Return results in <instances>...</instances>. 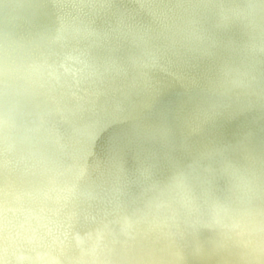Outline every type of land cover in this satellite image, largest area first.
<instances>
[{
	"label": "water",
	"instance_id": "obj_1",
	"mask_svg": "<svg viewBox=\"0 0 264 264\" xmlns=\"http://www.w3.org/2000/svg\"><path fill=\"white\" fill-rule=\"evenodd\" d=\"M79 1L113 33V17L135 19L112 5L127 0ZM156 1L168 8L188 0ZM198 1L201 10L189 6L190 15L178 16L181 21L175 27L168 25L177 20L173 14L158 20L151 7L140 9L160 26L155 42L159 48H194L202 60L215 58L220 49L255 68L264 66V21L252 11L264 9V0ZM67 2L75 8L74 0ZM235 5H241L249 22L233 21ZM75 13L68 16L49 0H0V248L12 242L17 257L26 239L42 241L41 248H26L28 257L40 264H53L60 248L69 257L64 264H125L117 246L134 248L135 264H264V189L240 188L241 180H250L245 169H255V161L232 155L221 167L213 166L225 149L238 152L241 144L255 141L254 135L241 132L243 119L214 111L209 104L227 101L207 87L201 94L180 90L181 78L200 84L190 74L199 66L182 62L177 51L172 59L181 78L168 60L158 59V52L149 54L142 85L127 91L128 104L121 112L108 107L103 99H118L119 93L95 90L84 82L86 77L108 80L89 64L95 48L105 41L93 40L76 26L73 18L85 23L86 16ZM198 32L211 38L209 44L186 39L178 45L171 37ZM224 33L249 36L258 52L225 39ZM136 43L149 46L143 40ZM225 69L246 76L242 67L228 64ZM205 73L214 79L211 69ZM151 79L156 80L153 87ZM165 89H176L181 103L205 107V114H181L170 100H160ZM255 92L264 95V88ZM65 105L95 113L87 119L83 113L68 112ZM257 110L258 117L264 116L263 108ZM239 112L233 111L244 113ZM105 119L114 122L108 126ZM76 125L87 132L71 138ZM252 125L264 130L259 118ZM141 130L153 137L145 138ZM260 177L264 179V173ZM63 181L68 189L59 187ZM203 188H211L217 198L201 194ZM77 195L79 199L71 198L77 208L73 211L70 196ZM19 222L21 231L11 235L7 228L17 231ZM215 229L222 234H213ZM198 232L205 237L195 240ZM259 232L261 237L252 235ZM167 246L174 247L172 255L162 250ZM187 251L192 255L185 257ZM0 264L9 263L0 255Z\"/></svg>",
	"mask_w": 264,
	"mask_h": 264
},
{
	"label": "bare ground",
	"instance_id": "obj_2",
	"mask_svg": "<svg viewBox=\"0 0 264 264\" xmlns=\"http://www.w3.org/2000/svg\"><path fill=\"white\" fill-rule=\"evenodd\" d=\"M50 3L57 5L63 12H65L68 16H75L76 13L83 14L84 18L86 16V22L84 23L83 19L79 20L77 18H73V23L87 30L91 36V38L97 42H100L99 37L104 40L103 44H99L93 55L89 58V64L100 70L101 76H107L108 80H103L98 76V78L86 77L85 83L93 84L96 90V87L99 90H105L108 92H118L119 98H105L103 102H106L108 107L113 108L114 110L121 112L123 108L128 104L127 91L130 89H136L141 83V77L144 73L145 68L150 63V58L147 56L149 54H154L158 52V59L160 60H168L171 67L175 72L179 75V78L182 77L183 73L177 71V64L172 59V55L176 51L180 57V60L183 62L184 60L190 61L189 63H193L199 66L197 69H191L190 74L196 76V79H199L200 84H190L184 78H181L179 84L180 90L184 89L188 92L201 94V88L207 87L209 88L214 96L222 98L227 101V103L223 105H213L209 104V106L216 112H220L228 119H234L236 117H241L245 127L242 129L243 134L254 135L255 141L247 142L241 144V149L238 152H235L231 149H225L223 151V157L215 160L213 162L214 167H221L223 161L228 160L232 155H235L239 159H252L256 163L255 169L251 170V168L245 169V173L249 176V181H240V188H245L250 192H257L264 189V179L260 176L264 173V130H256L252 124H254L257 118L260 121H264V116H259V111L257 107L263 108L264 110V95L255 90L259 88H264V66L258 65L257 68L253 67L251 64L246 61L241 62L237 59H232L226 56L220 49H217L215 52V58L202 60L198 57L197 52L194 48L182 49L179 46L170 49L159 48L155 43L157 40V36L159 35V25L153 24L152 21L144 14L140 13V9L142 7H151L153 10V17L161 20L162 17L171 13L177 20L168 24L170 27L175 25L181 21L178 16L186 15L187 17L190 15L188 11L189 6L194 7L196 10H201L203 3L198 0H188L184 3L173 4L168 8L164 7L156 0H127V1H116L113 2L112 5L116 6L121 11H127L134 14V21H127L124 18L118 16L113 17L112 22L116 26L115 33L112 30L105 26L102 22L92 16L89 8L85 6V4L81 3L79 0H74L76 2L75 8L67 5V1L70 0H49ZM104 2H109V0H101ZM232 11L237 15L236 18H233L235 22H249L248 18L242 13L241 5H235L232 7ZM253 13L257 14V16L264 21V9L254 8ZM216 19H219L216 16ZM140 24L145 26V29H141L139 27ZM93 28V29H92ZM257 34L260 36L263 35V32L260 30H256ZM116 34L117 37L112 38L113 35ZM199 35V36H198ZM173 41L180 45L184 40L190 41H200L203 44H209L211 41L210 37L204 38V36H200L198 32L197 35H185L182 36L180 34H174L171 36ZM223 37L232 42L240 41L245 46L251 48L258 52V47L253 44L251 45L249 36L240 35L237 36L231 33H224ZM139 40H143L149 42V46L145 48L138 46L136 43ZM1 59V58H0ZM231 65L233 67H242L246 73V76L241 77L235 74L228 72L225 67L227 65ZM211 69L212 75H214V79H210L207 77L206 70ZM154 75V74H152ZM151 75V76H152ZM178 78V79H179ZM156 80L151 79V86H155ZM164 95L160 97V100H170V102L177 109L180 110L181 114L184 115H192V114H205V107L195 106L192 101L187 102L185 100L182 103L179 101L178 96L176 94V89H165L162 91ZM191 96V94H188ZM208 101V100H207ZM209 102V101H208ZM210 103V102H209ZM65 108L70 113H78L82 114L78 110V107H73L70 105H65ZM235 110H240L239 113L244 112L242 114L233 113ZM95 113L94 110H90L88 112L83 113V115L89 119L90 115ZM163 116L161 115L160 118ZM142 120V118H140ZM114 120L105 119L103 123L108 126H111ZM87 125H90L88 123ZM21 130L25 131L28 129L27 126H20ZM103 126L100 128L102 129ZM87 129L83 126H74L71 128L70 137L76 138V136L81 135L82 133H86ZM141 133L145 138H152L150 134H146V130H141ZM259 138H263L260 140ZM173 141V140H170ZM74 164L76 166H82V163L79 161H75ZM252 175L255 177L253 179ZM234 175L235 172H233ZM255 183V187L253 186ZM8 185H11V182H8ZM69 183L67 181H63L59 184V187L62 189H68ZM226 189L234 195L236 190L229 186H226ZM201 194L209 196L211 198H217L215 193L211 188H203L201 190ZM80 195V193L78 194ZM70 196V206L71 210H76V206L71 198L79 199V196ZM223 202H228V200H223ZM245 214H243L244 216ZM11 235L17 234L22 229V223L19 222L17 225V231H14L10 227L7 228ZM213 234L220 235L222 232L220 230H213ZM204 232H198L194 234V239L199 240L205 237ZM252 235H257L258 237L262 236V233L259 232L253 233ZM23 248V252L17 257H13L14 245L12 242H9L8 245L4 248H0V255L3 261L8 262L9 264H25L28 262V259L31 260V264H40L38 260L34 258H29L26 253L27 247L33 248H41L44 246L42 241L35 240L32 243H29V239L23 241V243L19 244ZM116 252L122 257L125 264H135L137 257L134 255V248H120L117 246ZM165 253L168 255H172L174 253L173 246H167L162 248ZM61 248L54 253V261L53 264H64L69 261L68 255L62 252ZM186 255L191 256L192 252L187 251ZM264 255V250H263ZM229 256L232 258L234 255L229 253ZM198 259L202 260L201 256ZM111 264H118L112 262ZM257 264V263H250Z\"/></svg>",
	"mask_w": 264,
	"mask_h": 264
}]
</instances>
